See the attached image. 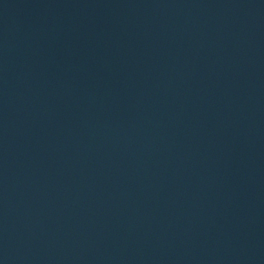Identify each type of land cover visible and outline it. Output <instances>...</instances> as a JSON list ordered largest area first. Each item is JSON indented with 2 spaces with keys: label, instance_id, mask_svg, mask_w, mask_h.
<instances>
[{
  "label": "water",
  "instance_id": "95a60500",
  "mask_svg": "<svg viewBox=\"0 0 264 264\" xmlns=\"http://www.w3.org/2000/svg\"><path fill=\"white\" fill-rule=\"evenodd\" d=\"M0 264H264V0H0Z\"/></svg>",
  "mask_w": 264,
  "mask_h": 264
}]
</instances>
